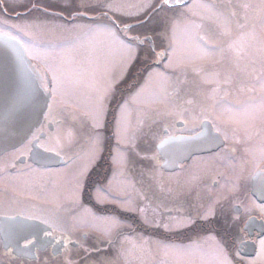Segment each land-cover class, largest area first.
I'll return each instance as SVG.
<instances>
[{
	"label": "flooded vegetation",
	"instance_id": "flooded-vegetation-1",
	"mask_svg": "<svg viewBox=\"0 0 264 264\" xmlns=\"http://www.w3.org/2000/svg\"><path fill=\"white\" fill-rule=\"evenodd\" d=\"M145 2L137 0L136 5L121 11L118 0H0V33L15 37L28 58L30 53L35 54L28 45L29 41L39 48L53 46L56 52L61 49L67 51L73 46L69 42L75 41V47L80 49L78 53L73 46V54L83 58L92 53L97 61V75L101 77L102 72H107L102 65H106L105 60L109 58L107 53L99 51L102 26H110L124 42L137 49L136 59L122 69L120 79L112 86L105 100L106 111L101 127L93 129L91 119L85 115L87 109L80 108L76 102L72 101L73 107L68 109L75 120L56 106L45 120L46 107L39 123L22 142L0 152V264H28L38 260L40 255L51 257L49 259L57 256L71 259L73 255L74 259H78L75 246L70 245V250L66 252L62 244L55 243L60 239L59 231L53 234L55 240L44 236V232L50 229L41 220L70 229L74 223L85 225L86 221H93V216L116 217L123 226L115 230V238L122 235L153 237V243L158 240L163 245H188L190 240L183 242V237L216 235L222 238L219 239L220 243L231 250L237 237L248 240L257 238L262 223L260 220L255 221V230L250 235L239 229L245 226L244 221L248 219L241 202L253 209L264 204L260 196L264 186V163L255 153L261 135H254L248 145H234L229 141L226 149L222 142H209V137L215 135L211 124L207 123L211 116L193 120L190 115L162 116L139 104L134 107L135 102L131 97L144 84L148 72H152L147 69L135 70L134 63L139 58L157 63L156 54L168 45L170 27L166 23L167 15L182 11L158 7L161 0H148L152 7L140 11ZM190 2L187 0L185 3ZM124 24L131 26L127 35L123 32ZM18 31L21 32L19 36ZM129 37L146 39L141 44ZM29 60L39 74L40 84L47 79L50 85L51 77L45 73L44 64L36 59ZM165 60L156 65H161ZM113 73H116V68ZM170 76L173 81L185 79V75L179 72H173ZM159 87L156 86L157 89ZM197 90V85H183L180 96L183 99L194 98ZM245 98L242 95L241 100ZM125 101L129 102L128 120L136 131L128 144L120 145L117 150L114 135L116 115L119 105ZM152 107L162 109L159 105ZM68 126L76 132L75 142L71 148H63L56 156L55 150L58 149L54 137L58 129ZM151 132L159 135L153 150L149 149L148 136ZM34 133L40 137V144L53 151L44 153L43 148L36 147L37 141L28 145ZM90 135H98L101 140L100 149L95 154ZM170 138L197 140L203 149L179 160L174 169H168L163 166L164 158L158 152L157 144ZM232 147L237 149L235 153L230 151ZM245 147L249 149L248 154L244 151ZM28 148H31V152ZM36 153H42V156L37 157ZM114 156L122 163L114 164ZM229 162L235 166V170L228 166ZM81 171L85 174L80 178L82 186L77 190V175ZM155 173H158L157 181ZM194 175L201 178L188 190L186 182ZM237 177H240L239 192L229 194L228 188L237 181ZM169 185L175 186L179 195H172L168 191ZM225 196L228 198L224 199ZM98 197H104L105 202H98ZM109 198L116 202H107ZM122 200L131 201L134 207L143 208L144 212L124 210L119 206ZM216 200L221 203L218 204L220 208L215 209V215H210L207 220L201 219L199 211L204 206L208 209ZM184 214L193 217L192 223L174 230L165 228L166 216ZM237 214L241 217L240 221H233L232 217ZM251 214L259 215L255 210ZM29 215L36 219L25 220ZM84 233L87 234L85 227L72 231L71 239L75 240ZM25 238L33 241L28 248L30 257L17 253H22ZM49 240H52L51 244L46 243ZM153 247L156 250L155 243ZM247 247L254 254L242 255L256 256L255 246L249 244ZM247 247H243L242 251Z\"/></svg>",
	"mask_w": 264,
	"mask_h": 264
},
{
	"label": "snow or ice",
	"instance_id": "snow-or-ice-1",
	"mask_svg": "<svg viewBox=\"0 0 264 264\" xmlns=\"http://www.w3.org/2000/svg\"><path fill=\"white\" fill-rule=\"evenodd\" d=\"M150 7L152 4L146 0L140 11ZM158 7L182 9L170 21L168 46L156 54V62L160 63L166 59L165 67L184 73L185 79L177 78L173 81L166 72H148L144 84L131 97V100L144 108L155 110L158 115L162 116L187 117L190 115L193 120L201 116H211L212 118L208 119L207 123L211 124L215 135L209 137V142H222L226 149L229 141L234 145H248L254 135L260 134L261 142L255 153L260 162L264 163V0H259L258 3H253L251 0H235V2L234 0H191L190 3H185V0H161ZM109 8L112 10L111 5ZM130 30L131 26L124 24V34L127 35ZM105 35L108 37L109 43L121 51L126 64L136 58L135 49L117 37L116 33L109 30ZM10 38L15 39V37ZM129 39H136L143 44L146 38L129 37ZM29 59L42 62L45 73L51 77L50 85L47 79L41 81L43 90L50 93L51 96V99L46 102L48 112L45 113V120L54 111V106L59 107L66 116H71L75 120V116H72V113L68 111L73 107L72 98L81 88L88 87L93 89L95 96L91 111L86 112L85 115L91 119L93 129L102 126L101 121L106 111L105 100L113 84L108 82L103 87H94L97 61L93 58L92 53L81 58L73 54L72 50L36 52L35 54L30 53ZM257 62H259V68L255 66ZM188 72L199 78L198 90L194 98L183 99L180 92L182 86L187 83ZM155 80L160 82V87L147 91L148 86ZM245 80H250L251 83L245 84ZM255 92H258L259 95H247ZM233 95H243L246 98L233 102L229 99ZM128 105V101L120 104L119 112L116 115L114 135L117 141V150L120 145H127L136 131L128 120L130 115ZM154 105L162 106V109H153ZM187 122L185 119V123ZM203 122L201 121V123ZM138 123L142 124L143 121ZM75 138L76 132L71 126L58 129L54 137L58 149L55 150V155L59 156L60 150L65 147L71 148ZM89 139L93 146V154H95L100 149L101 140L98 135H90ZM39 140L40 137L34 133L28 140V145L37 141L36 147L43 148L44 153L53 151V149L40 144ZM236 150L235 147L230 149L232 153H235ZM28 151L31 152V148H28ZM244 151L246 154L249 153L247 147L244 148ZM21 155H23L22 152ZM35 155L40 157L42 153ZM254 158L256 157L254 156ZM221 159L226 160L225 157H221ZM113 163L118 164L122 161L114 156ZM228 166L235 170V166L230 162ZM84 174L85 172L81 171L77 175V190L82 186L80 178ZM200 178L198 175L190 177L186 182L188 190H191ZM239 179L240 177H237V181L228 188L229 194L235 195L239 192ZM109 183L111 184V181ZM168 191L172 192L173 190L169 189ZM176 194L179 195V192ZM260 196L264 200V186L261 188ZM227 198V196L224 197V199ZM98 202H105V198L98 197ZM107 202L116 201L109 198ZM218 203L219 200L213 201L201 215V219L207 220L210 215H215V205ZM119 206L126 211L144 212L143 208L137 209L128 200L120 201ZM241 206L244 208L245 214L248 215V219L244 221L245 226L241 227L239 231L250 235L251 231L255 230V221L260 220L262 222L259 225L260 232L256 239L248 240L237 237L231 250L220 242H216L212 264H244L242 249L249 244L255 246L256 258L248 260L247 264H257L258 261L260 264H264V238H262L264 237V204L255 209L243 205L242 202ZM254 210L258 211L259 215H252ZM24 219L33 220L36 217L29 215ZM92 219L93 221H102L106 227H100L95 223L90 225L74 223L70 229H63L47 220H41V223L47 224L50 229L44 232L45 237H52L55 240L54 232H60V239L55 240V243L62 244L66 252L70 250V245L75 246L78 264H118V258L123 259V264H130L131 252L123 248L117 249L115 257L100 255L105 250L101 247L89 246L86 243L88 239L86 233L75 240L71 239L72 231L89 227L102 234V238L111 247L114 244L115 230L123 226L121 221L116 217L93 216ZM240 219L238 214L232 217L233 221H240ZM176 223L185 226L192 223V220L188 217L177 220ZM164 226L168 227L167 224ZM46 243L51 244L52 240L46 241ZM154 243L165 256L192 255L191 249H176L159 242ZM31 244L33 241L25 238V244L21 251L28 249ZM146 245L148 242L144 241L140 245H133V248L150 251V248L145 247ZM66 264H74V262L66 257Z\"/></svg>",
	"mask_w": 264,
	"mask_h": 264
},
{
	"label": "rangeland",
	"instance_id": "rangeland-1",
	"mask_svg": "<svg viewBox=\"0 0 264 264\" xmlns=\"http://www.w3.org/2000/svg\"><path fill=\"white\" fill-rule=\"evenodd\" d=\"M235 2V0H234ZM251 2L253 3H258L259 0H251ZM137 4V0H118V8L121 11H127V9H130L131 6L136 5ZM179 11L175 12V13H168L167 15V26L170 27V21L176 17L178 15ZM112 31L114 33H116L113 28H111L110 26H102V29L100 30L101 36H100V41L98 42V46H99V51L100 52H105L109 55V58H106V65H102V69L103 70H107V72H102L100 76H96L95 77V81H94V87H103L106 83L108 82H112V84L114 85L117 80L120 79L121 74H122V69H124L125 67L128 66L129 63L126 64V60L125 57L122 58V53L119 49L113 47L110 43H109V39L108 37L105 35V33L107 31ZM21 34V32H17V35L19 36ZM117 35V33H116ZM117 37H119V35H117ZM120 38V37H119ZM121 39V38H120ZM122 40V39H121ZM71 45H73L75 47L74 44H76L75 41H71L69 42ZM126 43V42H125ZM35 44V43H34ZM33 44V42L29 41L28 45H30L31 50L36 53V52H56V48L53 46H46V47H36ZM127 44V43H126ZM129 45V44H128ZM73 46H70L68 48V50H73ZM168 46V45H167ZM129 47L135 49V54L137 53V49L134 46L129 45ZM76 51H78V49H80V47H75ZM65 49V48H64ZM63 49L59 50L58 52H61ZM66 50V49H65ZM79 53V51H78ZM136 59V58H135ZM149 59L143 61L140 60V58L135 61L134 66H135V70L138 69H147V70H152V72H179L182 75H185L184 73L180 72V71H173L170 68H166L165 64L167 63V61L165 60V62H163L161 65L157 66V65H151L148 61ZM256 68H259V62H257V64L255 65ZM251 67V66H249ZM116 68V73H113V69ZM101 69V67H100ZM104 74V76H103ZM169 73V75H172ZM187 83H185L184 85H198L199 84V78L194 76L191 72L187 73ZM173 80V78H172ZM245 84H250L251 81L250 80H245L244 82ZM153 86H155V88H153ZM156 86H160V82L158 81L157 83L154 81L151 85L148 86L147 91H152V90H156ZM95 96V92L93 91L92 88H81L76 95L72 98L73 102L78 103V106H82L84 109H87L88 112L91 111L92 108V101H93V97ZM242 95H233L232 99L231 97H229V99H231L233 102L237 101V100H241ZM137 106V103L134 104V107ZM158 107V106H155ZM81 108V107H80ZM219 122V121H218ZM137 123V121H136ZM159 135L151 132L150 135L148 136V139L150 141V150L154 149V144L155 141L157 140ZM86 165H88V162L86 160ZM155 179L156 181L158 180V173H155ZM169 189H172L173 191L170 192L172 193V195H177L176 193V188L175 186H168ZM176 190V191H175ZM221 202H219L218 204H220ZM216 204L215 205V209H219V205ZM207 210V207H203L200 211L199 214L200 216ZM217 213V211H216ZM198 214V215H199ZM154 214L152 213V216ZM190 217L191 220L193 219L192 216L189 215H179V216H166V224L168 225L167 229H176L179 228L180 225H178L176 223L177 220L183 219V218H188ZM97 224L100 227H106V225L102 222V221H86L85 225H90V224ZM122 223V222H121ZM123 224V223H122ZM85 230L87 232V241L88 244L91 246H96V247H101L103 248L105 251L102 252L100 255H109V256H116V251L117 249H121L123 248L126 251L131 252V255L129 256V260H130V264H212V259H213V253L215 251V245L216 242H220V240H222V238H217L216 235H200V237H183L182 241L184 242L186 239L190 240L191 243H188V245L185 244H174V243H167V246L171 247V248H176V249H191L192 250V255L190 256H165L163 254V252L156 247H153L154 243H153V237H148V238H137V237H129L126 235H122L119 236L118 238L114 237L113 234V239H114V244L109 247L107 245V241L104 240L102 238V234L94 231L92 228L89 227H85ZM215 239H212V238ZM264 238V237H263ZM220 239V240H219ZM192 240V241H191ZM144 241L148 242V245H146V248H150V251H145L142 250L140 248H133V245H140L142 244ZM156 242H159L158 240H156ZM160 243V242H159ZM222 243V242H221ZM156 245V244H155ZM154 248V250H153ZM95 255V254H93ZM75 256H71V260L74 262V264H78V259H74ZM51 257H47L46 255H40V258L34 262L28 263V264H66V257L63 256H57L54 259H49ZM73 258V259H72ZM256 258V256H251V257H244V264H247V261L250 259H254ZM259 263V261L257 262ZM118 264H123V259L122 258H118Z\"/></svg>",
	"mask_w": 264,
	"mask_h": 264
},
{
	"label": "water",
	"instance_id": "water-1",
	"mask_svg": "<svg viewBox=\"0 0 264 264\" xmlns=\"http://www.w3.org/2000/svg\"><path fill=\"white\" fill-rule=\"evenodd\" d=\"M38 75L21 43L0 33V152L22 142L43 116L49 93L43 90ZM200 144L197 140L170 138L158 143L157 149L164 158L163 166L174 169L179 160L202 150ZM18 252L31 256L29 249ZM242 253L253 251L247 247Z\"/></svg>",
	"mask_w": 264,
	"mask_h": 264
}]
</instances>
